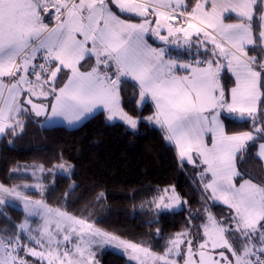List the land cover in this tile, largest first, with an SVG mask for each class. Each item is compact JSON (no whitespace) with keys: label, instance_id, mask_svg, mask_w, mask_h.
<instances>
[{"label":"snow or ice","instance_id":"snow-or-ice-1","mask_svg":"<svg viewBox=\"0 0 264 264\" xmlns=\"http://www.w3.org/2000/svg\"><path fill=\"white\" fill-rule=\"evenodd\" d=\"M113 5L122 14L141 17L142 22L121 19ZM53 10L57 23L49 27L45 18ZM233 14L237 22L226 23ZM179 18L187 27L172 23ZM162 29L167 36L161 34ZM149 32L165 42L182 33L185 43L193 32L203 33L214 45V58L205 61V67L177 75L176 67L190 66L165 61L164 50L153 48L145 39ZM262 45L264 0H195L190 10L186 0H0V134H15L17 127L23 130L18 117L27 111L25 103L32 105L36 116L63 118L70 125L98 107L106 111L108 121H122L133 130L146 119L158 125L164 139L176 147L181 163L199 161L205 166L200 173L202 181L210 174L205 191L210 190L212 199L235 213L227 221H218L205 209L208 222L202 225V237L199 232L183 231L157 254L83 218L53 209L42 199H32L21 186L0 183V205L7 198L22 201L29 216L44 221L35 230L27 219L17 226L18 233L7 235L5 230L0 235V264H34L21 257V251L47 264H93L91 246L97 242L130 249L131 258L139 264L149 260L152 264H264V181L243 179L248 174L237 168L241 153L247 154L258 140L264 141V120L255 128L259 136L252 132L229 135L224 124L232 114L253 120L258 111L264 116V109L258 107L264 105V61L249 57L247 50ZM93 57L95 63L82 71ZM222 70L235 77L230 101L221 84ZM126 78L136 81L141 103L149 96L154 101L151 116H136L122 106ZM61 80L62 86L57 83ZM24 93L51 100L36 104L31 98L19 99ZM255 155L264 160V142L258 144ZM54 167L70 173L74 166L60 163ZM39 168L43 171L42 165ZM237 177L242 179L238 186ZM36 187L43 191L41 185ZM153 203L164 211L181 199L173 187L171 194L165 189ZM23 233L42 250L24 245ZM73 234L74 250H61L62 244L73 243ZM181 245H186V252Z\"/></svg>","mask_w":264,"mask_h":264},{"label":"trees","instance_id":"trees-1","mask_svg":"<svg viewBox=\"0 0 264 264\" xmlns=\"http://www.w3.org/2000/svg\"><path fill=\"white\" fill-rule=\"evenodd\" d=\"M194 2L186 0L189 10ZM113 10L123 18L138 19L114 7ZM50 15L52 19L53 13ZM229 20L237 19L233 15ZM262 49L263 46L255 49L249 46V57L264 60ZM234 83V77L222 70L221 84L228 95ZM138 99L137 85L126 78L122 84V106L136 116H151L154 113L152 104L147 100L139 106ZM258 107L264 109V105ZM38 120L26 113L23 130H15V134L6 131L0 137V183L14 186L30 179L28 174L14 170L21 163H36L48 169L56 163L68 162L74 166L70 175L57 173L51 181L45 175L43 191L29 190V195L156 252L164 251L169 239L182 230L199 232L202 237L201 224L208 207L218 218H229L226 206L207 205L193 176L194 170L187 163H181L174 145L164 139V132L153 122L141 119L133 130L122 122L108 121L104 110H98L73 127L64 124L41 126ZM262 120L264 116L259 111L255 120L230 117L224 120L225 131L255 132ZM259 142L261 140L256 147H250L247 154L241 153L242 160H237L239 171L248 174L243 179L251 178L255 183L264 181L263 161L255 155ZM171 185L185 200V205L178 210H157L150 203L151 198ZM23 218L22 210L0 206V235L5 234V230L7 235L18 233L17 226ZM22 235V242H26V235ZM96 255L99 264H133L111 249H100Z\"/></svg>","mask_w":264,"mask_h":264},{"label":"rangeland","instance_id":"rangeland-1","mask_svg":"<svg viewBox=\"0 0 264 264\" xmlns=\"http://www.w3.org/2000/svg\"><path fill=\"white\" fill-rule=\"evenodd\" d=\"M113 7L116 8L115 5H113ZM149 19H153V17H149ZM129 21L132 22V23H139V22H142V18L141 17H138V19H136V21L129 19ZM235 22H237V20H226V23H235ZM172 23H174V24H176L178 26L182 25L184 27H187L186 23H184L183 18H179L176 21H172ZM152 27H155V24H153ZM161 34L167 36L168 35L167 30L166 29H162L161 30ZM145 39L147 40L148 44L151 45L153 48L163 49L164 50V52H165V55H164L165 61H168V60L174 61L177 66L184 65V64H187V65L190 66L187 69L180 68V67H176L174 69V71L176 72L177 75H181L182 76V75L189 74L192 67H205L206 64L204 62L207 61V60H209V59H213L214 58L213 55H212V52H213V49H214V45L203 36V33L197 35L195 32H193L188 43H185V38H184V36H183L182 33H179V34H177L175 36H169L167 42L160 40L157 36L151 34V32H149L148 34H146ZM172 41H175V42L173 43ZM262 46L264 48V45H262ZM217 53H218V50H217ZM93 59L94 60L92 62H90L89 64H86L85 67L82 68L81 70L83 71L86 68H88L89 66L93 65L95 63V57H93ZM262 61H264V60H262ZM221 62L222 63H226L225 61H221ZM65 73H67V70H65ZM30 79H33L34 80V77H30ZM128 79L131 80V78H128ZM234 80H235V77H234ZM63 82L64 81L61 80V81H58L57 83L60 86H62ZM134 82L136 83V81H134ZM136 85H137V83H136ZM137 87H138V85H137ZM5 95H7V93H5ZM29 98L32 99L33 103H40V104L41 103L47 104L48 103V100H51V97H49L48 100H45L43 97H38V96H31V97H29V95L27 93H24V94H22L19 97V99L24 100V101H26ZM228 99H229V101L231 99V97H230V90H229ZM147 100L152 104V106L154 108V112H155V103H154V101L151 100V97L150 96L147 97L145 101H147ZM0 104H2V101H0ZM138 104H139V106H141L143 104V102L142 103L140 102V96H139V99H138ZM24 107H25V109H27V111L21 113L19 115V117H18V119L22 122V124H23V121H24L25 114L26 113H30V114H33L35 117L39 118L38 122H39V124L41 126H50V125H54V124H64V125L69 126V127L78 126L86 118H88L89 116H91L92 114H94L95 112H97L98 110H104L102 107H98L96 110L93 111V113L89 114L88 116H86L81 121H79V122H77L75 124H71L70 125L63 118H56L55 120H46L44 115L36 116L35 115V112L32 111V105L31 104L25 103ZM105 114H106V117H107L106 111H105ZM231 117H235V118H237L239 120H244V119H249L250 118V117H247L246 116L245 118L241 119L238 114H232ZM221 119H223V118L221 117ZM119 122H122V121H119ZM258 127H260V125ZM16 131H21V128L17 127L16 128ZM245 132H252L254 135H257V133L254 132L253 130H251V131H245ZM239 133H242V132H239ZM239 133H228V134L229 135H234V134H239ZM2 135H4V133L3 134H0V137ZM261 142H264V141H261ZM175 149H176V147H175ZM257 151H258V148H257ZM176 152H177V149H176ZM177 156H178V152H177ZM262 161H263V164H264V160H262ZM184 162L187 163L188 165H190V167L194 170L193 171L194 172L193 173V176H194L195 180L198 182L199 189H200L202 195L204 196V199H205L207 205L209 206V204H211V203H220V204L226 206L227 208H229V206L226 205V204H224L222 201H218V200L212 199L211 198V192H210V190L208 192L205 191V189H204V182H206L207 180L210 179V174H208L207 177L204 178V181H202V179H201L200 173H201L203 167H205V166L202 165V164H200L199 161H197L196 164L188 163L187 161H184ZM60 163L70 164L68 162H60ZM60 163H56L52 167H50L48 169H44V167H43V171H41L40 168H39V166H41L40 164L29 163V162L21 163V165L20 166H16L14 168V170L16 172H18V173L28 174L31 178L28 179V180H23L18 186H21V190L24 191L27 195H29V193L27 192L29 190L41 191V189L38 188V187H36V185H41L44 188L45 175L48 176L47 178H50V181L52 180L53 176L55 174H57V173H61V174H65V175H70L72 173L73 169L71 170L70 173H68V172L62 171L58 167H54L55 165H58ZM236 182H237V186H238L239 183L242 182V180L236 181ZM253 183H255V182H253ZM24 185H29L30 187L24 188L23 187ZM173 187H174L173 185L165 187L163 189V191L159 195H156L155 197L151 198L150 203L155 207V204L153 203V201L156 198H158L160 195H163L165 189H169V194H171V189ZM174 189H175V187H174ZM175 193L178 194V192H177L176 189H175ZM30 197L32 199H37V198H33L32 196H30ZM179 197L181 199V203L180 204L175 205L171 209L164 210V211L181 209L185 205V200L180 195H179ZM6 205L7 206H12L14 208H18V209L22 210L23 213H24V218L21 221V223L24 222L25 219H27V222H28L29 226L33 230H35L38 227H40L43 224V222H44L43 221V218L40 217V216H29L27 214V212L24 210L23 202L22 201L15 200L13 198H7V202L5 204L0 205V206H6ZM49 207H51V206H49ZM51 208H53V207H51ZM53 209H57V208H53ZM207 210L210 211L211 214L218 221H227L228 220V219H224L222 217L221 218H218L213 213V211L211 210L210 207H208ZM208 211H205L204 219H203L201 225H204L205 223L208 222L207 221ZM68 214H70V213H68ZM234 214H235L234 213V210L231 209V208H229V216L230 215H234ZM70 215H72V214H70ZM33 221H35V222H33ZM233 227H234V225H233ZM97 228H99V227H97ZM104 231H106V230H104ZM183 231H187V230H182V231L176 232L173 235V237L176 236V234L181 233ZM106 232H108V231H106ZM108 233H111V232H108ZM24 234L26 235V239H27L26 242H22L24 245H26L27 247H36L37 251L42 250L38 245H36L34 242H32V241H30L28 239V233H24ZM35 234L36 233L34 231L33 232V235H35ZM111 234H113V233H111ZM202 234H203V227H202ZM120 238L123 239V240L129 241L131 243H135V242H132V241L127 240L125 238H122V237H120ZM189 238H191V237H189ZM60 239H62V234H61ZM72 240H73V243H68L66 245L65 244H62L61 245V250H63L65 247H67L70 250H74V243L76 242V236H75V234H73ZM136 244H138V243H136ZM195 244H196V242H194V247H195ZM142 246L147 247L145 245H142ZM100 249H111V250H114V251H116V252L124 255L129 262H131L133 264H139V261L131 258V250L130 249L128 251H125L122 247H118L115 243H104V242H97V243H94L91 246V252L93 254V264H99L96 253ZM181 249L184 250V251H186V245H181ZM151 251H153V250L151 249ZM216 251H221V250L220 249H217ZM224 251L229 256L230 259H234L231 256V253L227 252V250H224ZM153 252H155L157 254L163 253V251L162 252L153 251ZM20 256L23 257V258H25V259H27V260H29L30 262H34V264H47V261H39V260H37L36 257H32L30 255H27L26 254V251H21L20 252ZM148 264H152V262L149 260L148 261Z\"/></svg>","mask_w":264,"mask_h":264},{"label":"crops","instance_id":"crops-1","mask_svg":"<svg viewBox=\"0 0 264 264\" xmlns=\"http://www.w3.org/2000/svg\"><path fill=\"white\" fill-rule=\"evenodd\" d=\"M116 10H118L117 8H116ZM119 11V10H118ZM126 15H130V16H134V15H131V14H126ZM135 17H137V16H135ZM121 19H127V18H123V17H121ZM129 20V19H128ZM130 20H132V19H130ZM134 21H136V20H134ZM45 23L46 24H48L49 25V27H54L55 25H56V23L55 24H53L52 23V19H51V15L49 14L48 16H46V18H45ZM131 81H133L134 82V80H131ZM135 83V82H134ZM136 84V83H135ZM175 147V146H174Z\"/></svg>","mask_w":264,"mask_h":264},{"label":"built area","instance_id":"built-area-1","mask_svg":"<svg viewBox=\"0 0 264 264\" xmlns=\"http://www.w3.org/2000/svg\"><path fill=\"white\" fill-rule=\"evenodd\" d=\"M52 13H53V15H52V23L55 24V23H57V21H56V18H55L54 10L52 11Z\"/></svg>","mask_w":264,"mask_h":264},{"label":"water","instance_id":"water-1","mask_svg":"<svg viewBox=\"0 0 264 264\" xmlns=\"http://www.w3.org/2000/svg\"><path fill=\"white\" fill-rule=\"evenodd\" d=\"M36 104H40V103H36ZM185 252H186V251H185ZM216 252H219V251H216ZM225 255L228 256V255L226 254V252H225ZM228 257H229V256H228ZM216 259H219V256H218V255L216 256ZM229 259H230V258H229ZM181 264H182V262H181Z\"/></svg>","mask_w":264,"mask_h":264}]
</instances>
